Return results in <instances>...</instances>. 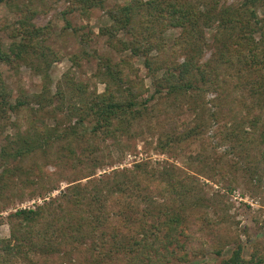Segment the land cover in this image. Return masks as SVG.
Segmentation results:
<instances>
[{
  "label": "rangeland",
  "instance_id": "obj_1",
  "mask_svg": "<svg viewBox=\"0 0 264 264\" xmlns=\"http://www.w3.org/2000/svg\"><path fill=\"white\" fill-rule=\"evenodd\" d=\"M100 1L0 3V49L9 53L8 61L0 59V81L14 103L22 97L32 100L46 85L50 96L60 91L63 97L59 94L56 104L41 110L49 128L56 127L54 116L63 125L76 120L68 119L67 111L68 102L76 99L111 93L150 100L128 130L76 139L78 153L87 146L94 150L88 163L95 173L91 177L70 168L69 157L54 145L21 162L11 161L12 156L1 160L0 264H90L96 257L103 259L101 264H130L122 252L114 253L110 263L99 252L116 249L118 243L121 248L137 232L132 221L149 207L158 219L173 209L184 219L180 240L188 249L187 260L170 264H221L237 241L244 244L243 257L251 258L257 248L264 258V60H254L256 55L264 59V0H185L195 9L191 26L151 20V35L143 25L131 33L118 30L123 23L112 12L138 7L135 0ZM207 6L218 12L210 27L203 18ZM139 12L149 16L144 7ZM229 33L234 40L223 46L221 56V43L213 38L222 40ZM15 42L23 46L18 57L10 50ZM214 48L219 51L213 58ZM189 49L196 53L195 74L200 78L199 67L207 64L204 78L213 85H205L204 93L165 97L167 64L182 62ZM107 64L120 78L104 73ZM31 106L38 105L31 101L0 111V151L11 152L13 139L35 132ZM126 179L124 195L114 182ZM75 181L95 185L107 202L108 216L99 224L94 220L98 228L83 229L84 237H69L68 225L88 213L60 199ZM126 204L137 208L123 223L119 208ZM37 206L44 207L43 213L31 223L14 215ZM104 233L110 235L107 245L95 249L92 242ZM218 250L221 255L215 254Z\"/></svg>",
  "mask_w": 264,
  "mask_h": 264
},
{
  "label": "trees",
  "instance_id": "obj_2",
  "mask_svg": "<svg viewBox=\"0 0 264 264\" xmlns=\"http://www.w3.org/2000/svg\"><path fill=\"white\" fill-rule=\"evenodd\" d=\"M6 1L8 0H0V3ZM135 2L138 7L135 5H133V7L125 5L112 12V16L116 14L118 21L123 23L118 24V30L125 29V31L131 33V31L138 29V27L143 25L145 29H148L149 35H151L152 31L148 27L151 20H155V23H162V26L166 23L178 27H187V25L191 26L192 16H190V14L191 10H194L195 12V9L188 7L185 0H148L146 2L135 0ZM100 3L103 5V0H101ZM142 7L145 9L144 13H146L147 16L149 15L148 17L143 16V14L139 12ZM214 8L215 7L212 8V6H207L203 12L206 27L207 25L210 27L212 18L216 17L218 13H213ZM198 11L201 12L200 10ZM224 13L229 14V11L226 9L224 10ZM139 15H142L140 17L141 19H138ZM228 21L231 22V18H229ZM144 22L148 24L146 25ZM108 33L112 36L115 34L113 31H109ZM233 38L234 36L230 33L222 38V40L221 37H214L213 41H216V45L219 44L220 41L222 50L219 51L214 48L215 50H212V57L217 55V51H219V53L221 52L222 56V53H224L223 46L230 45L234 40ZM20 43L21 42H15L10 46V50L15 53L16 57H18L16 53H21L20 49L23 48L21 45L22 43ZM134 51L135 56L140 52L138 48ZM185 55L186 58H184L182 62H172L171 65L167 64L168 67H166V71H164L163 78L164 80L167 79L169 84L168 86H162L165 97L176 96L179 94H200L206 91L205 85H213L211 80L204 78L205 65L207 64H203L199 67L198 71L200 72L198 73L201 75L200 78L195 74V51L193 49L186 50ZM0 59L8 61L9 53H4L3 50L0 49ZM254 60L255 63H260V60L264 59L259 58V56L256 55ZM145 63L148 69L151 68L149 60L146 59ZM250 64H253V62ZM112 66L109 64L105 65L103 68L104 73L109 77L120 78L121 74L117 72V70H113ZM215 87L217 88V85ZM107 92L112 91L108 89ZM59 94L60 91H58V93L56 92L54 96L52 94L50 96V90H48L46 85L44 92L39 95H33L32 100L24 99L22 97L15 100L14 103L12 99H10L11 94L6 91L0 81V111H5L9 108L17 110L31 101L38 105L29 108L31 114L30 123L35 129V132L30 134L26 133L13 139L11 141L12 144H14L13 147H8L9 149H12L11 152L5 150L0 151V163L1 160L6 161V158L9 156L13 157V160L11 161L21 162L25 157H28L34 152L45 151L54 145L60 148V152L64 153L65 157H69L70 160L67 162L70 168L77 167L82 177H84V175H86V177H91L95 173L89 168L88 163L89 161H92L94 150H89V146H87L82 147L81 152L78 153L77 145L75 144V142L77 143L76 139H82L83 136L86 137L87 135H95L99 133L111 135L117 131L124 132L128 130L130 121L143 116L142 114L147 111L148 103L150 102L148 99L136 100L133 98L131 100L124 98V96L119 98L117 97L119 96L118 94L114 95L111 93L96 94L89 99H76L74 101H69L67 104L68 119L71 120L76 117V120L69 125H63V123L54 116L53 121L56 122V127L49 128L45 123L44 115L41 114V110L48 106L50 107L53 102L56 104L55 98H57ZM62 97L63 95L61 98ZM61 101L63 102V100ZM58 109L55 107L54 112H59ZM86 116L89 118L88 122L90 125L86 123ZM83 143L90 145L87 140ZM128 184V179L114 182L115 187H118L117 191L124 195L126 194V185ZM96 189L97 187H95V185L89 186L75 181L70 182V185L66 188L63 195L60 196L62 204L67 203L72 209L77 208V210H80V208H82V210H85V212L88 213V218L79 216V219L74 220L73 223L70 221V224L68 225L70 232V234H68L69 237H72L73 235H81L84 237L83 229L90 228V230H94L98 228L96 222L99 224L100 219L103 220L105 214L108 216L107 202L105 200L106 196H102V194L96 191ZM136 208L137 207L129 204H126L121 210L119 208V217L124 220L123 223L127 222ZM43 209L44 207L39 206H37L36 209H20L17 210L14 215L19 217V220L21 221L31 223L37 217L42 215ZM152 210L153 207L145 208L141 214V218H136V221H132L137 232L131 238H127L123 245H121V248L120 243H118L115 245L116 249H113L114 247L108 245V249L99 252L102 256L107 257L105 259H108V263L112 261L114 253L117 254L118 252L127 255L130 264H136L137 262H140L138 264H143L141 262H144V264H170L172 260L186 262L188 249L185 248L186 246H184L183 240H180L185 231L181 228L184 221L181 212L173 209L171 212L164 213L162 219H158L154 216ZM94 220H96V222ZM88 224H90V226ZM68 235H63L62 238H65ZM109 238L110 235L104 233L102 238H99V241L92 242L95 243L94 248L96 249L100 247V245L106 246ZM85 241V238L82 239V243H86ZM243 249L244 244L241 241H237L232 253L227 258L222 259L221 264H264V258L257 254V248L251 252V258L249 259L243 257ZM179 250H184V253L185 250H187V254L183 253L180 255L178 254ZM215 254L221 255L222 252L221 250H218ZM102 262V258L96 257L90 264H101Z\"/></svg>",
  "mask_w": 264,
  "mask_h": 264
}]
</instances>
